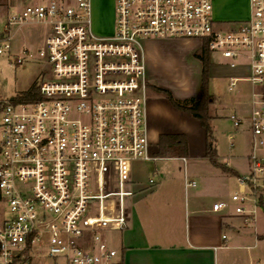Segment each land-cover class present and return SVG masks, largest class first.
<instances>
[{"label": "built area", "instance_id": "built-area-1", "mask_svg": "<svg viewBox=\"0 0 264 264\" xmlns=\"http://www.w3.org/2000/svg\"><path fill=\"white\" fill-rule=\"evenodd\" d=\"M231 1L247 3V16L217 20L216 0H113L106 36L94 31L95 0L9 7L0 55H11L24 26L44 25L47 34L37 53L45 64L38 99H0V264H115L118 252L102 234L130 227L133 164L158 158L142 43L150 38L199 40L242 72L230 75L231 92L251 85L250 172L213 210L232 206L245 225L255 222L264 208V0ZM30 55L23 45L9 65Z\"/></svg>", "mask_w": 264, "mask_h": 264}, {"label": "rangeland", "instance_id": "rangeland-1", "mask_svg": "<svg viewBox=\"0 0 264 264\" xmlns=\"http://www.w3.org/2000/svg\"><path fill=\"white\" fill-rule=\"evenodd\" d=\"M37 0H0V32L4 30L7 12L10 6H21L36 2ZM241 2V1H240ZM11 3V4H10ZM94 31L97 35L106 36L114 29L113 0H95ZM239 2L231 0H216L217 20L229 21L247 16L248 8L240 6ZM15 31V30H14ZM47 29L44 25L29 24L15 32L12 41L11 55L7 52L0 55V99L8 100L17 97L22 92L39 83L44 73L45 64L38 57V49L46 37ZM148 92V123L152 136V154L156 157L157 144L162 134L181 133L191 142L187 157V174L192 184L185 182V165L177 157H164L176 159L157 158L156 161H137L133 164L132 178H141L145 187L151 188L161 180L170 177L169 189H179L190 193H204L205 202L212 206L217 198L219 201H227L224 197L237 193L236 176L229 175L224 181H220L222 169L215 167L206 153V131L200 122L188 112L175 108L166 94V91L176 101H186L198 95L202 62L197 54L204 45L199 40L187 39H159L150 38L143 42ZM26 45L30 50V56L23 65L13 67L9 65V59L13 55L20 54L22 46ZM212 64L210 73L209 91L214 101L209 105V112L214 117L211 125L217 157L220 164H228L235 167L240 175L249 174L247 158L251 149V134L249 131L248 117L250 114L251 85L248 82H239L234 92L229 90L230 75H240V69H230L222 59L213 53L209 55ZM237 114L244 118V125L235 128L230 116ZM190 155V156H189ZM183 158V157H179ZM156 168V169H155ZM176 182L172 180L173 176ZM183 181V187L181 182ZM232 178V179H231ZM151 180L154 184H151ZM185 182V186H184ZM221 183H223L221 185ZM172 185V188L170 187ZM221 196V197H220ZM186 200V198H185ZM256 227L264 242V209L259 208L256 214ZM252 223L244 231L245 242H254V228ZM243 233V234H244ZM120 231H105L102 235L107 239L111 247L119 250ZM119 258V257H118ZM117 258V259H118ZM116 259V260H117ZM47 258L37 257L34 264H48Z\"/></svg>", "mask_w": 264, "mask_h": 264}, {"label": "crops", "instance_id": "crops-1", "mask_svg": "<svg viewBox=\"0 0 264 264\" xmlns=\"http://www.w3.org/2000/svg\"><path fill=\"white\" fill-rule=\"evenodd\" d=\"M211 70L212 64L210 73ZM177 158L185 165V182H192L187 174V157H183L186 162ZM226 166L236 173L233 175L239 190L240 172ZM229 175L232 173L222 170L218 178L224 181ZM171 177L175 183L174 175ZM169 179L161 177L155 186L148 188L141 178H132L135 194L131 199V225L120 234L119 250L114 248L119 257L115 264H264V242L256 221L254 242H245L246 236L242 235H246L244 231L251 224L245 225L232 206L215 212L213 206L223 199L221 196L210 206L204 201V193L184 192L180 184L177 190L169 189ZM180 183L183 187L182 178ZM224 199L230 200L228 196Z\"/></svg>", "mask_w": 264, "mask_h": 264}, {"label": "trees", "instance_id": "trees-1", "mask_svg": "<svg viewBox=\"0 0 264 264\" xmlns=\"http://www.w3.org/2000/svg\"><path fill=\"white\" fill-rule=\"evenodd\" d=\"M210 52L206 46H204L197 54L198 59L202 62V76L201 84L198 95L186 101H176L166 91L167 96L171 104L181 110L188 112L193 118L198 120L201 126L206 131V157L210 159L215 167L221 168L226 173L235 174L230 168L220 164L215 158L217 157V150L215 148V140L213 137L212 121L214 119L209 112V105L214 101L213 95L209 91L210 85V68L211 62L209 58ZM21 101H35L38 99V86L34 84L30 90L22 92L18 95ZM189 152V141L185 134L172 133L160 135L159 142L157 144L156 155L158 157H186ZM264 209V208H263Z\"/></svg>", "mask_w": 264, "mask_h": 264}]
</instances>
